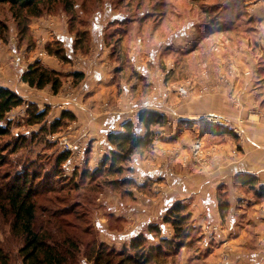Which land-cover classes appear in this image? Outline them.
I'll use <instances>...</instances> for the list:
<instances>
[{
	"label": "rangeland",
	"instance_id": "1",
	"mask_svg": "<svg viewBox=\"0 0 264 264\" xmlns=\"http://www.w3.org/2000/svg\"><path fill=\"white\" fill-rule=\"evenodd\" d=\"M0 22L6 27L0 32L1 87L9 85L17 95L41 93L33 97H52L56 109L70 105L78 114L141 108L146 98L158 95L165 113L164 123L147 128L151 143L136 149L120 173L108 171L106 164L93 176L84 172L97 169L113 147L102 149L100 142H93L77 115L69 111L72 118L63 119L54 131L44 130L53 122L52 107L40 108L20 95L23 103L6 114L11 132L0 137V154L6 156L0 179L31 162L29 167L39 172L32 185L37 190L34 228L74 243L77 250L68 264H94L100 245L104 257L110 250L132 253L129 246L136 232L142 233V245L150 251L148 264H264V195L259 193L264 184L258 178L250 187L235 175L229 185L217 187L215 202L213 198L203 204L199 196L186 193L187 185L177 178L213 172L256 147L246 145L243 127L264 125V0L55 1L30 18L25 31L9 6L0 4ZM35 61L62 74L83 72L82 78L67 77L57 93L49 85L30 87L20 80L18 69L23 73ZM94 67L109 78L118 70L115 78L107 79L114 83L111 89L97 93L95 87L91 94L82 89ZM221 94L227 98L214 99ZM199 103L202 107L196 108ZM188 104L192 111L216 113L195 124L176 123L177 134L169 137L167 130L172 131L174 123L168 116ZM30 106L46 111L42 122L26 123ZM209 124H221L231 133H213ZM38 130L43 140L12 153L16 133ZM183 131H188L187 145L181 147ZM61 152L68 158L57 171L55 159ZM257 157L253 153V160ZM151 169L160 178L145 182L142 171ZM70 177L75 188L67 183ZM168 190L172 199L164 205ZM177 203L182 204L177 213L187 219L180 225L181 235L174 237L165 218ZM10 222L9 215L0 213V246L8 264H22L18 250L23 239L11 233ZM151 225H159V231L149 230ZM64 247L68 250L67 243ZM110 255L115 264L118 256Z\"/></svg>",
	"mask_w": 264,
	"mask_h": 264
},
{
	"label": "trees",
	"instance_id": "2",
	"mask_svg": "<svg viewBox=\"0 0 264 264\" xmlns=\"http://www.w3.org/2000/svg\"><path fill=\"white\" fill-rule=\"evenodd\" d=\"M55 1L62 2L64 5L67 4V0H0V4H7L16 22H20L22 25V31L27 28V23L30 18L38 17L41 15L44 6L54 3ZM5 25L0 22V32L5 29ZM23 33V32H22ZM65 59V56H61ZM67 77H72L75 81L82 78V73L72 72L70 74H62L61 72L47 69L43 67L39 61H35L30 64L25 72L21 75L22 82H25L30 87L37 89H42L49 85L53 93H57L60 89L63 81ZM23 103L22 98L17 95L12 90L0 86V137L8 135L11 132L9 121H5L6 114L14 107L19 106ZM29 109V117L26 123L29 125L40 123L44 120L46 111H38L36 109ZM72 118V114L68 111L61 113L58 119H55L52 124L43 126L42 129L53 130L62 125L63 119ZM139 122L146 128L147 132L144 136H140L136 133L133 122L130 120L122 124V131L111 132L107 134V143L113 147L104 155L100 165L97 169L91 172H84L91 176L99 173L103 166L107 164L108 171L115 173H120L122 170L121 164L125 162L128 157L139 148H146L151 143L152 136L147 128L154 124H161L165 122V116L153 111V110H141L137 116ZM5 123V124H3ZM208 130L219 134V133H231V130L222 126L221 124H209ZM40 131L25 133H16L12 145L13 149L20 148V150L25 149L23 146L32 143H38L43 140V137H38ZM29 136V137H28ZM37 137V138H36ZM115 148V149H114ZM5 155L0 154V166L5 163ZM67 152H61L57 155L55 159V170L57 167L61 169V164L67 161ZM29 163L23 165V167L18 166L19 170L17 172H5L3 177L0 179V213L2 215H9L11 217L10 230L14 236H18L23 239V245L18 250V255L21 258L22 264H68L69 259L74 255V251L77 248H73L74 243H69V240L62 241L53 239L50 232H41L34 228V222L36 219V203L33 199L36 194V189L32 188L34 180L39 175V172L31 167ZM59 171V170H57ZM49 172V171H48ZM14 173V174H13ZM57 174V173H56ZM60 178V172L56 177ZM46 178V175L44 176ZM8 178V182H4ZM64 179V178H61ZM70 188H75L73 178L70 177L66 179ZM239 182L242 185H248L250 187H255L257 184V179L251 174H241L238 177ZM76 185V184H75ZM259 193L264 195V187L259 186ZM182 207V204H175L170 214L166 217V221H170L174 228V237H179L180 225L184 222L187 217L185 214H178ZM173 214V216H171ZM159 225H151L149 230L159 231ZM161 230V229H160ZM46 234V235H45ZM133 235V234H132ZM142 233H135L133 240L130 243L131 252H126L124 250L116 252L114 250L108 251L107 257H104L102 253L104 252L103 246L97 250V254L94 258V264H111L112 257L110 253L118 256V260L115 264H148L150 260V251L146 250L144 245H142ZM161 242L167 243L168 245L174 244L178 246V243H173L172 240L166 241L162 239ZM68 244V250L64 247ZM9 256L0 246V264H8Z\"/></svg>",
	"mask_w": 264,
	"mask_h": 264
},
{
	"label": "crops",
	"instance_id": "3",
	"mask_svg": "<svg viewBox=\"0 0 264 264\" xmlns=\"http://www.w3.org/2000/svg\"><path fill=\"white\" fill-rule=\"evenodd\" d=\"M60 37H63V36H60ZM64 42L66 41L64 40ZM51 68L53 67L51 66ZM19 70L20 69H18V75L21 76L22 71H19ZM115 71H118V70L116 69L113 70L112 74L114 78H115ZM113 76H110L109 78L107 73L103 71L101 67L99 68L94 67L93 71L88 75V77L90 78V82H86L87 80H85L84 84L82 85V89L88 94L93 93L95 87H97V90L99 89L97 93L103 92L105 89L107 91L108 89H111V87H113V84H114L111 81L108 82L107 79H112ZM3 87H6L10 90L14 89V88H11L9 85H4ZM25 87L27 86L21 82V88L26 90ZM23 92L24 93H21V92H18V93L25 100L28 99L30 102L37 104L40 108H43L45 105L52 107L51 118H50L51 121L58 119L61 115V112H64V111H68V112L70 111L71 113H74L75 116L77 115L80 123L83 126L87 127V129L86 128L85 129H86V133L89 135L88 137L92 138L93 142H100L102 149H107V145H108L107 137H106L107 134L111 132L122 131V124L128 120H130L131 122L135 124L134 125L135 131L138 133V135L143 136L144 133L146 132V129L138 121V118H137L138 113L141 110L147 109V110L157 111L161 114H165L164 110H161L159 108L161 104H159L160 102L157 101L158 100L157 97H159L158 95L157 97L152 95V97L146 98V100L144 101L145 104H143L144 106H142L141 108L134 107V109L133 108L131 109V108L124 107L125 108L124 109L123 106L121 107L119 106L117 110H114L111 112L104 111L101 113H94V112L87 110V112L78 114L77 112L73 111L74 109H72L70 105L62 104L63 107L56 109L55 107L57 105H54V102L56 101L52 97L49 99V98H46L47 96L45 95L46 96L45 98L38 97L39 98L38 99L36 97H33L34 96L33 94L37 95L38 92H31V93H25L26 91H23ZM97 93H95V96L97 95ZM38 95L40 96L42 94L39 93ZM221 98L226 99L227 97L222 94L221 96L217 95L214 97V99L218 101L222 100ZM190 105L192 104H188V106H181L180 112L178 114L176 115L173 114V115L168 116L169 120L172 123H174V127H172L174 129L172 131L167 130L169 131L167 134L169 137L175 136V134H177L175 131L176 123L178 124V123L185 122V120L187 121L191 120V122L195 124L197 123V120L199 118H202L208 115L209 113H214V114L216 113V112H210V111L203 110V109H195L194 111H192L189 108H186V107H191ZM199 106L202 107V104L199 103L198 105H195L196 108ZM226 107L228 106H224L223 109L225 110ZM130 110H133L134 112ZM226 117L228 120L230 119L228 115ZM233 119L234 117H232V120ZM228 122H230V120ZM245 126L243 128L247 136L246 142L248 144L246 143V145L251 146V144H256L255 145L256 147H254L251 150L246 151L247 152L246 156L248 155L249 156L246 157L244 154L240 156L236 160V162H227L226 164L213 170V172H209V173L196 172L192 175L178 174L177 175L178 181L179 182L184 181L185 185H187L186 187H187L188 192L186 193H189V195L193 194L194 196H199L200 202L203 204L207 201L212 202V199L216 196L217 187L222 184L229 185L230 181L235 175L251 174V175H254L256 178H258L260 180V183L264 184V146H263L264 145V125H261V124L254 125L253 124V125H248L246 127ZM203 128H204L203 126H200L201 131L203 130ZM187 132L188 131H183L179 134V137L182 139L181 140L182 143L180 144L181 147L187 145L186 140H185L187 138V134H188ZM94 146L96 147V143L94 144ZM253 153H257L258 160L256 159L253 160ZM142 173H143L142 177L145 178L144 180L145 182L147 181L149 182L154 179L160 178L159 175L156 176L157 172L155 169H151L148 171H142ZM145 182H142L141 185H143ZM170 191L171 190H168V192ZM170 195H171V192L165 196L166 198L164 199V205L169 201V199H172ZM213 201L215 202V198Z\"/></svg>",
	"mask_w": 264,
	"mask_h": 264
},
{
	"label": "built area",
	"instance_id": "4",
	"mask_svg": "<svg viewBox=\"0 0 264 264\" xmlns=\"http://www.w3.org/2000/svg\"><path fill=\"white\" fill-rule=\"evenodd\" d=\"M68 147V146H67ZM68 150V148H66Z\"/></svg>",
	"mask_w": 264,
	"mask_h": 264
}]
</instances>
